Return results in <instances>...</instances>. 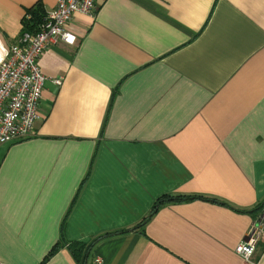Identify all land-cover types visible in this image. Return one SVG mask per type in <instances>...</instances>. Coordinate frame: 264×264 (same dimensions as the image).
<instances>
[{
    "label": "crops",
    "instance_id": "0c3cea01",
    "mask_svg": "<svg viewBox=\"0 0 264 264\" xmlns=\"http://www.w3.org/2000/svg\"><path fill=\"white\" fill-rule=\"evenodd\" d=\"M56 1L0 0V62ZM94 5L38 57L34 132L0 143V264H79L72 241L85 264H264V239L235 252L264 204V0Z\"/></svg>",
    "mask_w": 264,
    "mask_h": 264
},
{
    "label": "built area",
    "instance_id": "2783aa9c",
    "mask_svg": "<svg viewBox=\"0 0 264 264\" xmlns=\"http://www.w3.org/2000/svg\"><path fill=\"white\" fill-rule=\"evenodd\" d=\"M95 0H57L45 12L36 32L24 30L8 46V54L0 62V143L25 139L34 132V121L45 74L40 70L38 57L50 44L63 40L75 43L77 35L70 31L68 23L75 12L91 14ZM61 84L60 78H54ZM264 239V204L254 219L245 239L240 240L235 252L248 260L256 244ZM95 263L103 264L100 256Z\"/></svg>",
    "mask_w": 264,
    "mask_h": 264
},
{
    "label": "trees",
    "instance_id": "16d2710c",
    "mask_svg": "<svg viewBox=\"0 0 264 264\" xmlns=\"http://www.w3.org/2000/svg\"><path fill=\"white\" fill-rule=\"evenodd\" d=\"M40 6L41 5L39 3H36L35 6H32L30 8L28 7L27 13H29V16L31 15V19L29 17H27V19H24V17H23V20H22L24 22L23 23V25H24L23 31L29 29L31 26L34 27V26H36L38 24L34 32L37 31V29H38V27H39V25H40V23L42 21L41 20L42 17L44 18V16L41 14V8H40ZM28 20L31 21L30 27L28 25V22H29ZM171 197H177V199L180 198L179 195H177V194L176 195H174V194H171V195H165V194H163L162 196H160L156 200V202L154 203V205L151 206V209H150L149 213L147 214V216L150 215L151 213H153L155 211V209L157 208L156 206H158V203L160 201L171 200ZM146 217H144L143 219H141V221L138 222L137 226L142 227L143 223L145 222ZM134 227H136V226H134ZM134 227H133V229H134ZM122 231H125V230H122ZM90 246H91V244L90 245L89 244L86 245L85 243L83 244V243H80V242H77V241H72L69 244L68 249L71 250L72 254L75 256V258L77 259V261H79V264H85V261L84 260L86 259V255H87L86 252L88 251V249H89L88 247H90Z\"/></svg>",
    "mask_w": 264,
    "mask_h": 264
}]
</instances>
